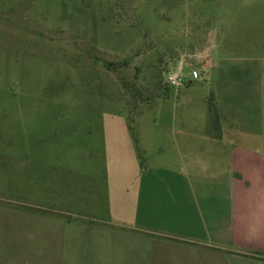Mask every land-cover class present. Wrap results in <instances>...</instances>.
Listing matches in <instances>:
<instances>
[{
  "label": "rangeland",
  "instance_id": "obj_1",
  "mask_svg": "<svg viewBox=\"0 0 264 264\" xmlns=\"http://www.w3.org/2000/svg\"><path fill=\"white\" fill-rule=\"evenodd\" d=\"M222 113L261 149L264 0H0V264H99L106 142L159 170Z\"/></svg>",
  "mask_w": 264,
  "mask_h": 264
},
{
  "label": "crops",
  "instance_id": "obj_2",
  "mask_svg": "<svg viewBox=\"0 0 264 264\" xmlns=\"http://www.w3.org/2000/svg\"><path fill=\"white\" fill-rule=\"evenodd\" d=\"M223 116L210 138L188 139L185 125L174 126L175 162L159 170L126 132L106 142L110 210L95 229L99 264H264V142L246 145ZM57 244L36 256L40 264H61Z\"/></svg>",
  "mask_w": 264,
  "mask_h": 264
},
{
  "label": "built area",
  "instance_id": "obj_3",
  "mask_svg": "<svg viewBox=\"0 0 264 264\" xmlns=\"http://www.w3.org/2000/svg\"><path fill=\"white\" fill-rule=\"evenodd\" d=\"M169 84L172 85L173 87H181L184 85V82L181 81L180 78H174V77H171L169 78Z\"/></svg>",
  "mask_w": 264,
  "mask_h": 264
},
{
  "label": "trees",
  "instance_id": "obj_4",
  "mask_svg": "<svg viewBox=\"0 0 264 264\" xmlns=\"http://www.w3.org/2000/svg\"><path fill=\"white\" fill-rule=\"evenodd\" d=\"M135 141L137 142V140L135 139Z\"/></svg>",
  "mask_w": 264,
  "mask_h": 264
}]
</instances>
